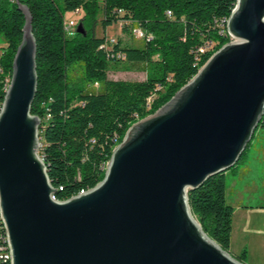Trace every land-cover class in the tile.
I'll list each match as a JSON object with an SVG mask.
<instances>
[{
    "label": "water",
    "instance_id": "water-1",
    "mask_svg": "<svg viewBox=\"0 0 264 264\" xmlns=\"http://www.w3.org/2000/svg\"><path fill=\"white\" fill-rule=\"evenodd\" d=\"M17 3L25 25L0 110L11 264H242L204 232L188 194L237 165L264 116V0L237 1L226 24L235 41L129 128L98 186L65 202L39 154L37 42L29 9Z\"/></svg>",
    "mask_w": 264,
    "mask_h": 264
},
{
    "label": "trees",
    "instance_id": "trees-1",
    "mask_svg": "<svg viewBox=\"0 0 264 264\" xmlns=\"http://www.w3.org/2000/svg\"><path fill=\"white\" fill-rule=\"evenodd\" d=\"M237 1L19 0L33 18L38 87L32 114L42 120L39 154L57 190V201H68L98 186L129 128L155 114L215 52L232 41L226 23ZM79 11L85 34L69 37L64 29L66 15ZM118 23L130 34L141 29L143 43L133 46L118 41L111 49H102L109 39L97 37V28L106 32ZM24 25L17 0H0V39L6 43L0 55V110ZM76 67L82 73L77 80L72 75ZM111 71L143 72L146 78L113 80ZM259 129L264 130V116ZM249 147L228 172H238L246 163ZM226 181L227 172L190 190L189 205L204 232L237 261L247 264L246 249L239 255L231 253L235 209L227 201ZM1 246L8 255L0 220ZM0 264L10 262L0 260Z\"/></svg>",
    "mask_w": 264,
    "mask_h": 264
},
{
    "label": "rangeland",
    "instance_id": "rangeland-1",
    "mask_svg": "<svg viewBox=\"0 0 264 264\" xmlns=\"http://www.w3.org/2000/svg\"><path fill=\"white\" fill-rule=\"evenodd\" d=\"M102 15H100L101 17ZM83 13L77 12L71 15H66L67 21H75L80 24ZM101 19V18H100ZM124 26L122 23L114 24L105 32L101 26L97 28V37H106L116 42H121L123 45L130 44L133 46H140L143 43L142 39H138L129 32H123ZM232 41L235 39L231 38ZM6 47L3 39H0V55L2 48ZM74 79H79L82 76L79 67L72 72ZM109 78L113 80H131L143 81L146 78L143 72H115L109 73ZM40 151V150H39ZM246 163L240 166L238 172H227V201L232 203H242L243 205H264V130L259 129L252 141L248 150ZM262 217H254L251 222L254 231L246 230L233 242L232 249L242 245V249H246V244L254 247V252L251 258L247 260V264H264V229L263 232L256 231L260 224L264 221V213H260ZM237 223L241 221V213L236 214ZM241 228V227H239ZM249 229V228H248ZM261 230V229H260ZM246 233V234H245ZM246 239V240H245ZM242 252V251H241Z\"/></svg>",
    "mask_w": 264,
    "mask_h": 264
},
{
    "label": "crops",
    "instance_id": "crops-1",
    "mask_svg": "<svg viewBox=\"0 0 264 264\" xmlns=\"http://www.w3.org/2000/svg\"><path fill=\"white\" fill-rule=\"evenodd\" d=\"M80 12V11H79ZM71 15V14H67ZM228 193V189H227ZM228 196V195H227ZM234 209V218H233V230H232V236H231V253L233 255H239L241 251H243L242 245L240 247H237L235 250L232 249L233 247V242L242 234L243 231L246 232V230H249L250 232L253 230V224L251 220L256 216V217H262L260 213H264V205H243L242 203H237L231 204ZM241 213V221L239 224L237 223L236 220V214ZM241 227V228H239ZM249 228V229H248ZM261 229V230H260ZM264 229V221L260 224V226L256 229V231L260 232ZM246 234V233H245ZM246 240V239H245ZM247 252H248V259L251 258V254L254 252V247L250 246L248 243L246 244ZM260 251L264 250V248L259 249Z\"/></svg>",
    "mask_w": 264,
    "mask_h": 264
},
{
    "label": "built area",
    "instance_id": "built-area-1",
    "mask_svg": "<svg viewBox=\"0 0 264 264\" xmlns=\"http://www.w3.org/2000/svg\"><path fill=\"white\" fill-rule=\"evenodd\" d=\"M167 15L169 17L172 16L171 12H168ZM79 24H77V22L75 21H67V18H65V23H64V29L66 34L69 37H73L75 35V33H77V27ZM133 34L134 36H136L138 39H144L145 35L143 33V31L141 29H134L133 30ZM117 42L115 40H111L109 39L108 43L106 45H104L103 47H101L102 49H111L113 47V45H115ZM1 72V70H0ZM0 260L3 261L4 263H6V255L4 253V247L1 246L0 247Z\"/></svg>",
    "mask_w": 264,
    "mask_h": 264
},
{
    "label": "bare ground",
    "instance_id": "bare-ground-1",
    "mask_svg": "<svg viewBox=\"0 0 264 264\" xmlns=\"http://www.w3.org/2000/svg\"><path fill=\"white\" fill-rule=\"evenodd\" d=\"M226 24H227V23H226ZM6 238H7V236H6ZM7 245H8V239H7ZM8 250H9V245H8ZM5 255H6V253H5ZM11 258H12V256H11V252H10V250H9V254L6 255V263H7V261H8V262H10V264H11Z\"/></svg>",
    "mask_w": 264,
    "mask_h": 264
}]
</instances>
